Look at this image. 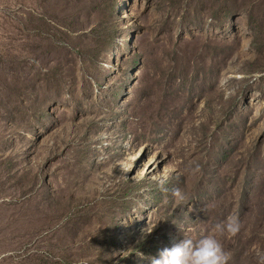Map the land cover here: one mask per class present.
I'll return each mask as SVG.
<instances>
[{
	"label": "rangeland",
	"instance_id": "obj_1",
	"mask_svg": "<svg viewBox=\"0 0 264 264\" xmlns=\"http://www.w3.org/2000/svg\"><path fill=\"white\" fill-rule=\"evenodd\" d=\"M229 216L258 264L264 0H0V264H151Z\"/></svg>",
	"mask_w": 264,
	"mask_h": 264
},
{
	"label": "clouds",
	"instance_id": "obj_2",
	"mask_svg": "<svg viewBox=\"0 0 264 264\" xmlns=\"http://www.w3.org/2000/svg\"><path fill=\"white\" fill-rule=\"evenodd\" d=\"M198 165L190 167L194 171ZM166 177H158L157 185L162 191ZM174 196H180L179 189H172ZM182 199V196H181ZM239 222L235 216L226 217L225 220L214 225L209 234L193 240L190 236H183L171 246L159 250L158 255L151 258V264H227L229 253L224 249L217 233L233 235L239 230ZM258 264H264V254H258Z\"/></svg>",
	"mask_w": 264,
	"mask_h": 264
}]
</instances>
